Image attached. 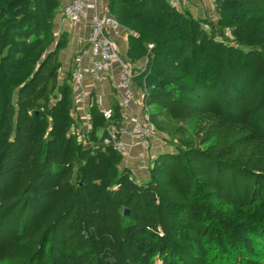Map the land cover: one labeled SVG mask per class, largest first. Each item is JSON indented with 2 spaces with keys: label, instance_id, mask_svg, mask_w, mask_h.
Masks as SVG:
<instances>
[{
  "label": "trees",
  "instance_id": "obj_1",
  "mask_svg": "<svg viewBox=\"0 0 264 264\" xmlns=\"http://www.w3.org/2000/svg\"><path fill=\"white\" fill-rule=\"evenodd\" d=\"M211 3L214 24L108 0L167 147L139 183L106 134L118 105L78 139L61 0H0V264H264V0Z\"/></svg>",
  "mask_w": 264,
  "mask_h": 264
},
{
  "label": "built area",
  "instance_id": "obj_2",
  "mask_svg": "<svg viewBox=\"0 0 264 264\" xmlns=\"http://www.w3.org/2000/svg\"><path fill=\"white\" fill-rule=\"evenodd\" d=\"M173 9H180L181 2L186 0H164ZM85 17L89 18V27L84 45L80 53L71 63V89L75 109L86 105L88 108L94 103L88 96L84 81L86 78L93 82H100L104 76L117 67V81L114 90L119 97L118 106L123 122L120 126L111 125L106 134L113 141L114 149L124 160L130 155L127 139L135 140L138 146L136 154L137 169L146 170L150 158L151 137L162 139L150 122L149 114L142 108L145 91L138 90L134 84V69L130 61L121 55L116 38L123 30L117 21L110 15L108 7L102 0H63L59 18L70 27L79 25ZM101 110L105 119H110L111 109ZM88 130L77 132L79 140L85 141ZM108 143V141H106ZM132 175L133 172L130 170Z\"/></svg>",
  "mask_w": 264,
  "mask_h": 264
},
{
  "label": "crops",
  "instance_id": "obj_3",
  "mask_svg": "<svg viewBox=\"0 0 264 264\" xmlns=\"http://www.w3.org/2000/svg\"><path fill=\"white\" fill-rule=\"evenodd\" d=\"M62 1L63 0H61V2ZM102 3L104 4V6L108 7V0H102ZM193 4L196 5V3L193 0L183 1L181 2L180 10L189 12V14L193 16L192 12L195 11ZM213 10H214V6H213ZM214 13L216 16V12ZM88 27H89L88 17H85L83 21L75 27H70L66 22L61 21L59 17H57L55 21L54 31L56 36L65 33L68 38L67 48L59 55V62L61 64V76L63 78L66 76L70 77L71 63L74 60V58L80 53L84 45ZM116 39L121 55L124 56L129 61V59L126 57L127 36L125 31L124 30L119 31V35L117 36ZM130 63L132 64V67L136 74L137 71L144 66L145 60L143 59L140 61H130ZM117 70L118 69L116 66L113 67L111 73L108 74L107 76H104L100 82L97 83L93 82L89 78H86L84 81V88L88 96L98 106L99 109H111V106L113 104L118 105L119 103V97L114 90V86L117 81V72H118ZM135 86L137 88L136 84ZM137 90H138L137 95H140L141 94L140 89L137 88ZM88 109L89 108L86 105L77 106L75 109L76 110L75 117L78 118L77 132L79 133L80 131H83L84 133L86 130L90 129V118H89ZM126 142L130 147L129 149L130 155L128 156L126 161H123V166L128 168L129 170H132L133 173L135 172L133 176L137 182L144 183L148 179V173L146 174L144 173L143 170L137 169L138 167L136 164V154L138 151V146L135 144V140H133L132 138L127 139ZM163 145L166 146L165 143H163ZM161 147L158 146L155 148L151 146L148 155L149 158L155 157L159 152L163 151V147L162 149ZM124 162H126V164Z\"/></svg>",
  "mask_w": 264,
  "mask_h": 264
},
{
  "label": "rangeland",
  "instance_id": "obj_4",
  "mask_svg": "<svg viewBox=\"0 0 264 264\" xmlns=\"http://www.w3.org/2000/svg\"><path fill=\"white\" fill-rule=\"evenodd\" d=\"M196 5L193 4V7L195 9V11H193V16L197 19H202L205 22H208L209 24H214L216 22V16H215V9L213 10V6L210 3L211 0H193ZM212 14V16H211ZM210 15V16H209ZM214 15V16H213ZM165 127H167L164 131H163V136L165 135L166 139L170 142L176 138H179L181 135L179 134V132H177V127L176 126H172L171 124L168 125H164ZM191 126L192 123L190 120H185L183 122H181L179 124V127L182 128L184 134L181 136L183 138V140L188 139L190 137L191 134ZM156 131V130H155ZM162 138V136H160ZM150 142V146L153 147H158V146H162L163 150H166L167 147L163 145V140L162 139H158L156 137H151L149 139ZM163 142V143H161ZM161 147V149H162ZM149 155V153H148ZM154 157L150 158V161L148 162V167H146V170H143L144 173H148V169H149V165L151 163V161L153 160ZM126 161V160H125ZM126 164V162H124ZM135 174V172L133 173Z\"/></svg>",
  "mask_w": 264,
  "mask_h": 264
},
{
  "label": "water",
  "instance_id": "obj_5",
  "mask_svg": "<svg viewBox=\"0 0 264 264\" xmlns=\"http://www.w3.org/2000/svg\"><path fill=\"white\" fill-rule=\"evenodd\" d=\"M129 214H128V211L127 210H125L124 212H123V216H128Z\"/></svg>",
  "mask_w": 264,
  "mask_h": 264
}]
</instances>
